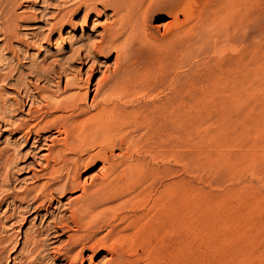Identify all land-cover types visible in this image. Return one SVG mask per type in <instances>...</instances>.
I'll list each match as a JSON object with an SVG mask.
<instances>
[{"label":"rangeland","instance_id":"1","mask_svg":"<svg viewBox=\"0 0 264 264\" xmlns=\"http://www.w3.org/2000/svg\"><path fill=\"white\" fill-rule=\"evenodd\" d=\"M43 1L45 6L42 0H17L12 12L22 19L10 30L18 38L4 41L0 34V74L12 69L9 79L0 83V110L6 112L0 118V155L16 153L13 167L0 163V200L5 201L0 204V232L13 240L5 244V251L0 250L2 264H19L24 235L53 226L60 216L68 215V201L79 195L66 192L48 214L13 201L12 195L45 181L39 177L45 164L43 142L35 147L33 138L25 142L15 131L27 117L28 105L20 106L23 97L32 95L28 82L35 81L29 76L22 79L20 74L44 59L51 62L58 53L60 58L67 57L73 53L70 49L90 51L111 15L98 6L100 17L92 13L83 22L82 10L72 17L75 26L48 36L56 13L71 0ZM157 5L148 28L158 40L168 39L164 28L170 21V9L179 13V20L193 13L197 24L161 49L159 62L155 61L158 55L149 63L148 56H143L147 54L134 58L137 54L132 51L133 57L127 51L116 68L115 53L94 56L88 52L92 58L85 56V65L68 63V77L75 76L80 84L88 81L80 93L86 92L85 107L90 112L94 111L90 101L96 83L103 73L116 71L115 77L121 78L120 82L115 78L116 90H135L126 100H115L117 107L133 110L137 120L148 118L151 110L167 115L162 122L155 120L154 132L147 139L139 127L130 134L132 147L124 149L116 141L107 151L112 163L132 169L128 202L114 222L115 231L128 239L107 243L117 245L115 254L122 264H264V0H159ZM23 40L34 42L33 48L24 49ZM11 49L20 54V66ZM164 53L167 60L173 59L166 61ZM148 64L157 68L150 67L153 74H144ZM128 68L132 74L125 72ZM64 82L63 77L62 88ZM55 83L41 81L40 85L54 91ZM37 107L39 99L31 109ZM49 132L53 131L45 134ZM101 166V161H95L80 179L98 177ZM8 214H14L10 223L4 221ZM106 231L102 229L99 236ZM55 235L42 234L49 242L42 264H65L48 250L67 245L66 235ZM83 255L84 264H108L109 255L103 249L86 250Z\"/></svg>","mask_w":264,"mask_h":264},{"label":"bare ground","instance_id":"2","mask_svg":"<svg viewBox=\"0 0 264 264\" xmlns=\"http://www.w3.org/2000/svg\"><path fill=\"white\" fill-rule=\"evenodd\" d=\"M35 1L37 2V0ZM158 1L159 0H71L56 13L54 23L50 28L51 31L48 36L52 35L55 31H60L64 27L75 26L76 22L72 20V17L82 10L83 22H86L92 13L95 14L96 17H100V12L98 10V6H100L103 10L111 11V15L109 16L110 21L102 25V32L99 36V40L90 47V51L82 47H78V49H74V51L70 49L73 52L71 55L69 54L67 57L60 58L59 56L62 55L58 53L56 57L58 56L59 58H53L51 62H47V60L44 59L40 63L35 64L26 74H20V78L22 79L29 76L31 79L34 78L35 81L32 83L28 82V84L32 86V95L23 97L22 105L20 106L25 109L28 105L29 109L25 113L27 117L23 122L15 126V131L20 133V138H23L25 142H29L30 139L33 138L32 144L35 147L43 142L41 144V150L44 151L45 154L41 156L45 159V164L42 166V173L39 177L44 178L45 181L38 186L27 187L12 195L13 201H17L20 204H27L26 207H28V209L34 208L37 211L42 210L48 214L53 203L57 201L56 199L62 198L66 192H79V195L68 201V207L65 209L68 215L65 217L60 216L56 219L53 222V226L51 225L52 228L51 226H47L43 231L35 229L34 232H28L24 235L22 241L24 251L22 252L23 254L21 253L23 257L19 264H42L41 260L43 254L49 244V242L48 244L46 243L47 239L42 237L44 233L47 234V237H50L53 233L56 234V237L66 235V247L48 248L50 253L55 256L54 259H62L65 261V264H84V251L90 250L91 253H94L97 249H103L107 252L109 258L106 262H108V264H122L121 260L119 258L117 259V255L115 254L117 252L115 251L117 245L108 244L107 242L109 240L119 241L120 239H128L125 234L115 231L116 226L114 222L118 220V212L120 209H123L128 202L125 198L129 196L130 192L129 178L132 169L129 168V166H117L114 164L115 162L112 163L107 157V151L112 148L116 141H118L124 149L132 147L134 142L130 134L134 130V132H136L139 127L144 130L142 135L147 139V136L150 137L152 134L151 130L155 120L158 119L159 122H162V119H165L167 115H165L162 110H151L148 114V118L146 115V118L137 120L134 117L135 114L133 110L117 107L115 105V100L118 98L126 100L135 90L132 88L131 91V89L128 90V88H126L125 92L123 91L124 89L122 91H117L114 84H116L115 76L119 73L116 75V71H112L111 74L103 73L101 79L96 83L93 90V97L90 101L91 105L94 107V111L90 112L88 108L85 107L86 92L85 94L80 93L82 85L86 84L88 87V81H84L83 84H80L81 81L75 76L68 77L67 71H70L68 63H75L78 61V64L85 65L87 60L84 62V59L85 56L88 57V52L92 53L94 56L98 54L115 53V68L117 67L116 65L119 57H122L121 55L127 53V51L128 53L130 52L129 54H131L132 51L137 54L135 55L132 53L133 57L134 55L136 56L134 58H137L139 55L141 57L148 56L149 60L147 58L146 61H149V63H151V60L152 62L159 60V54L164 51H161V49H164L168 44L171 46V41L174 42L180 36H184L183 33L185 31H192L197 24L194 22L196 20L193 19V13L192 15H185V18L182 17L184 20H179V13L170 9V11H168L170 14V21L165 24L166 26L164 28V33L168 37V39H166L169 40L170 38V40L156 39L157 34L155 33V35L148 28V23L152 17V10L157 5ZM16 4L17 0H0V34L3 36L4 41H9L13 37L18 38L17 33L10 30V26L16 24L17 19H22L15 16L12 12ZM42 4L44 5L43 0ZM5 5H8V9ZM1 7H4L5 11H3ZM46 9H48V7ZM193 10L194 9H192V12ZM54 27H57V29ZM159 38H161V36ZM45 39L44 37L39 40L43 41ZM19 41L21 40L19 39ZM21 46H23L24 49H30L33 48L34 42L23 40ZM168 47L167 49H169ZM170 49H172V47H170ZM169 51L170 50H168V52ZM11 52L16 63L20 66V54L17 53L15 55L13 49H11ZM167 54L170 55V52ZM156 55H158V57ZM166 55L164 53L163 57L165 58ZM156 57L158 59H156ZM167 57L169 58V56ZM88 58L91 59L92 57L90 56ZM171 58L173 59V56L170 57V59ZM125 59L127 60V58ZM153 59L156 60L154 61ZM161 60L164 59L162 58ZM169 60L166 59V61ZM131 62L129 61L127 63L129 64ZM161 64H164V62ZM148 66L149 69L155 67V65L151 67V64H148ZM130 67L132 70L135 66L132 65ZM147 67H145L147 71L142 72H144V74L146 72V74H148V72L149 74H153V70L151 69V72ZM130 69L125 72L129 71L128 73L132 74ZM11 70L9 72L5 71L7 73L4 72L3 75L0 74V83H4L6 79H9ZM90 71H92V69ZM134 71L135 70H133V72ZM166 72H168L167 69ZM169 73L171 74V72ZM63 77L65 82L62 88L60 82H62ZM50 80H56L54 91L48 88L46 84L40 85L41 81L49 82ZM119 80H121V78L118 79V81ZM119 82H117V84H119ZM36 99L40 100V107H37V109L35 108L36 110L34 109V112L31 108ZM4 111L5 110H0L1 119H4L6 113ZM135 116L137 117V115ZM48 130L53 132H49L47 135L45 133L48 132ZM15 159L16 153L14 152L8 155H0L2 167L4 166L8 169L13 167ZM97 160L102 162V166L99 169V176L91 177L89 180L84 179L82 181L80 179L82 172L87 170V167L91 166ZM2 202L5 201L1 199L0 204ZM56 203L59 204L58 201ZM24 211L26 210L24 209ZM12 216H14V214H8L7 217L5 216L4 221H9L10 223ZM21 219L26 220V217ZM10 226L14 227L15 222L11 223ZM102 229H107V231L104 235L99 236ZM10 237L3 236L0 232L1 251H5V244L11 242L12 237ZM5 258L6 256H4V259ZM90 258L93 257L90 256ZM2 261L3 259L0 257V264H2Z\"/></svg>","mask_w":264,"mask_h":264}]
</instances>
